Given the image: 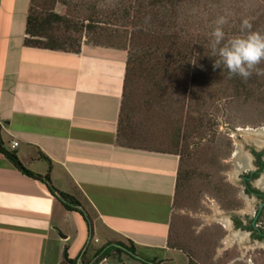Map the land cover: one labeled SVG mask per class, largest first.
Here are the masks:
<instances>
[{"label": "crops", "instance_id": "1", "mask_svg": "<svg viewBox=\"0 0 264 264\" xmlns=\"http://www.w3.org/2000/svg\"><path fill=\"white\" fill-rule=\"evenodd\" d=\"M29 8L30 0H0V137L24 169L1 149L0 264H62L65 249L79 255L91 237L155 247L167 257L153 258L173 263L180 159L118 144L126 53L26 47ZM27 173L48 174L78 212Z\"/></svg>", "mask_w": 264, "mask_h": 264}, {"label": "trees", "instance_id": "2", "mask_svg": "<svg viewBox=\"0 0 264 264\" xmlns=\"http://www.w3.org/2000/svg\"><path fill=\"white\" fill-rule=\"evenodd\" d=\"M218 0H30L24 45L33 49L79 54L83 45L119 50L126 53V69L121 101L117 142L121 147L175 155L180 159L177 191L182 180L184 147L192 135L202 134L194 118L185 110L206 101H250L254 88L264 90V78L252 75L244 82L239 77H228L226 69H215L216 57L210 55L212 37L207 25L219 17ZM232 4L234 0H231ZM66 9L56 13L57 6ZM241 20H238L240 22ZM252 31L264 34V26L257 20ZM215 24V23H214ZM225 31V39L242 35ZM233 27V29H232ZM263 28V29H262ZM235 32V33H234ZM85 41V42H84ZM262 80V83L257 82ZM259 95V94H258ZM264 97V91L260 93ZM264 102V100H263ZM190 110V111H191ZM201 122V121H200ZM172 133L169 141L153 146L155 130ZM181 148V151L178 149ZM0 149L3 143L0 137ZM4 152V150H3ZM5 153V152H4ZM21 171L17 158L5 153ZM29 176L44 182L52 196L61 200L68 211H76L80 204L73 197L55 190L49 175ZM88 221L85 213L80 212ZM93 238L91 237L89 246ZM171 247V245H170ZM86 250L71 258L64 251L62 264H103L116 258H138L132 242H110L98 248L91 260ZM139 264H163L159 258L142 259Z\"/></svg>", "mask_w": 264, "mask_h": 264}, {"label": "flooded vegetation", "instance_id": "3", "mask_svg": "<svg viewBox=\"0 0 264 264\" xmlns=\"http://www.w3.org/2000/svg\"><path fill=\"white\" fill-rule=\"evenodd\" d=\"M233 134L231 168L207 176L204 192H190L184 221L176 218L177 191L173 264H264V126Z\"/></svg>", "mask_w": 264, "mask_h": 264}, {"label": "rangeland", "instance_id": "4", "mask_svg": "<svg viewBox=\"0 0 264 264\" xmlns=\"http://www.w3.org/2000/svg\"><path fill=\"white\" fill-rule=\"evenodd\" d=\"M220 1L219 16H226L228 18V23L224 25L225 31L230 33V27L227 25H235V32L242 34L239 30L240 22L244 18H250L251 22L257 20L262 23L264 26V0H234L233 4L231 0H218ZM56 13L64 15L66 12L65 8L57 6L55 9ZM215 27L214 23L207 25L209 32ZM264 28V27H263ZM262 28V29H263ZM233 29V27H232ZM234 32V33H235ZM264 35V34H263ZM85 42V41H84ZM260 68H264V61L258 65ZM255 75V74H254ZM256 76V75H255ZM259 78H264V76H259ZM257 82L262 83V80ZM264 90L260 88V85H257L254 88V97L252 100L247 101L241 99L236 102H228L223 100H218L217 102L206 101L205 105L202 104L196 105L193 110H185V114L188 113V116L194 118L197 121V126L202 134L192 135L189 137L187 143L183 142L182 147H184V165L182 170L187 172V179L182 180L179 186L177 205L178 210L176 209L177 219L180 217L183 220L185 216V207L187 206L189 194L192 191L193 193L204 192L205 178L211 174H217V171L225 172L231 168V165L228 163L231 161L233 146H234V134L235 130H248L264 126V97L260 95ZM259 94V95H258ZM191 110V111H190ZM163 127H159L158 130H155L156 135L154 144L159 145L163 141H169L172 137V133L169 130L168 132H161L160 136L158 131H162ZM181 151V148L178 149ZM164 199V198H163ZM204 199V197H203ZM85 229H90L89 225L86 223ZM97 236V235H96ZM99 236V235H98ZM179 238L184 239V235L181 233L178 234ZM151 237L152 240L155 238ZM95 240V239H94ZM99 243L92 242L88 253L86 255L87 260H91L94 252L97 248L104 246L105 241L102 237H99ZM149 244L147 241H144ZM152 242V241H151ZM172 245V240L170 242ZM180 248L184 249L183 244H179ZM137 255L138 258L133 260H128L127 258H122L121 261L124 264H139V259H152L153 257L165 258L167 257L161 250L151 247V246H137ZM87 247L84 246L79 255H75V250H70V256L76 258L81 256ZM103 264H119L116 258L106 261ZM165 264H173L170 261H166ZM178 264H186L185 259H181Z\"/></svg>", "mask_w": 264, "mask_h": 264}, {"label": "clouds", "instance_id": "5", "mask_svg": "<svg viewBox=\"0 0 264 264\" xmlns=\"http://www.w3.org/2000/svg\"><path fill=\"white\" fill-rule=\"evenodd\" d=\"M215 27L210 33L212 37L210 55L216 57L213 67L226 69L228 77H239L247 82L255 73L264 76V68L258 67L264 61V35L258 31H252L250 18H244L240 22L242 35L228 39L222 47L225 39L224 25L228 23L226 16H219L215 20Z\"/></svg>", "mask_w": 264, "mask_h": 264}, {"label": "built area", "instance_id": "6", "mask_svg": "<svg viewBox=\"0 0 264 264\" xmlns=\"http://www.w3.org/2000/svg\"><path fill=\"white\" fill-rule=\"evenodd\" d=\"M16 147H18V144L17 143H13L11 145V149H15ZM2 155V150L0 149V156Z\"/></svg>", "mask_w": 264, "mask_h": 264}, {"label": "water", "instance_id": "7", "mask_svg": "<svg viewBox=\"0 0 264 264\" xmlns=\"http://www.w3.org/2000/svg\"><path fill=\"white\" fill-rule=\"evenodd\" d=\"M57 232H58V235H59L60 238H62V239L65 238V237L60 233V231L57 230Z\"/></svg>", "mask_w": 264, "mask_h": 264}]
</instances>
